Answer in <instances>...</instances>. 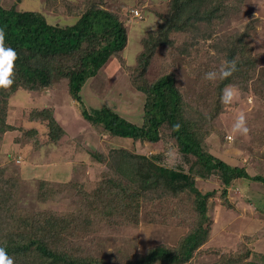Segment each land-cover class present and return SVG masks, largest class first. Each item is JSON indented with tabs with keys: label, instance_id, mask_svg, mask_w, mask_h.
<instances>
[{
	"label": "rangeland",
	"instance_id": "374dc122",
	"mask_svg": "<svg viewBox=\"0 0 264 264\" xmlns=\"http://www.w3.org/2000/svg\"><path fill=\"white\" fill-rule=\"evenodd\" d=\"M213 1L223 6L216 22L198 24L192 33L171 35L175 48L159 47L146 67L140 63V56L146 52L144 41L162 24L170 0H0L5 9L37 12L49 24L63 27L75 24L89 3H97L98 7L119 16L127 31L124 50L111 57L97 76L83 86L80 93L83 104L69 93L65 79L57 80L45 91H19L10 100L9 120L17 131L3 136L0 169L5 171L6 179L16 178L19 183L15 209L23 219L32 220L37 214L65 218L87 212L90 195L101 186L109 187L113 180L109 161L117 149L139 156H162L160 164L188 169L172 139L149 144L114 137L101 127H92L82 112L107 108L142 126L146 96L134 83H151L174 72L184 100L191 107L197 105L192 102H199L196 108L207 118L218 109L207 103L213 98L220 103L221 92L216 94L214 81L205 80L203 74L219 69L226 61L223 51L229 42L235 44L239 38L244 39L245 59L250 62L252 72L246 80L230 86L236 89L235 98L231 104L221 103L223 110L215 120V131L202 148L207 155L245 168L250 176L264 175V137L261 136L264 135V0ZM166 54L170 58L165 67ZM52 108L65 129V135L55 145L49 142L46 123L29 121L34 111ZM241 113L248 128L246 135L232 132V124ZM29 129L38 130L37 145L24 136ZM16 139L20 146L10 149ZM236 181L228 187L230 203L237 208L235 212L221 205L224 186L218 176L197 181L196 186L203 194L215 193L208 202L212 219L210 239L185 264H227L232 257L235 259L231 264H240L238 259L248 249L254 254L251 259L264 264V186L248 178ZM247 202H252L254 209L246 206ZM188 206L191 204L181 205L161 197L155 202H141L138 216L133 217L138 223L122 222L112 215L97 220L91 227L82 226L77 236L69 232L81 223L66 226L59 240L50 243L58 252L64 248L76 255L82 252L112 264H124L157 246L177 247L192 228L193 211ZM254 221L260 223L256 227H263L253 228ZM6 233L7 229L1 231V236ZM12 258L13 264H36V260L28 263L26 257L20 262Z\"/></svg>",
	"mask_w": 264,
	"mask_h": 264
},
{
	"label": "trees",
	"instance_id": "16d2710c",
	"mask_svg": "<svg viewBox=\"0 0 264 264\" xmlns=\"http://www.w3.org/2000/svg\"><path fill=\"white\" fill-rule=\"evenodd\" d=\"M222 8V3L213 0H170L162 24L159 23L144 41L146 52L140 56V63L147 67L159 47L175 48L176 42L170 40L171 35L192 33L198 24L211 25L216 22ZM85 9L75 24L63 27L49 24L40 13L5 9L0 4L3 45L16 51L13 83L8 88H0V144L6 133L17 131L9 120L10 100L16 93L45 91L53 87L57 80L65 79L68 80L69 93L83 104L80 96L83 86L90 78L97 76L111 57L124 50L127 31L119 16L98 7L97 3H89ZM223 52L226 60H236L237 71L223 81L219 78L214 80L213 91L216 94L246 80L252 72L250 62L245 59L244 39L239 38L235 44L229 42ZM167 55L164 57L165 67L169 65L170 57ZM174 63L173 66H176V61ZM134 85L146 96L143 106L145 122L142 126L107 108L83 110L84 120L94 128L101 127L111 136L134 142L158 144L163 139H172L178 156H181L188 169L182 165L178 169L164 166L160 164L162 156H139L126 149H117L112 152L109 161L113 180L109 187L101 186L98 192L90 195L87 212L65 218L37 214L32 220L23 219L20 212H16L15 191L19 183L16 178L6 179L5 171L0 169V246L11 257L19 262L26 257L28 263L36 260V264H112L82 252L77 256L64 248L58 252L50 241L59 240L66 226L81 223L69 232L77 236L82 226L91 227L97 220L103 221L112 215L122 219V222L138 223L133 217L138 216L140 203L155 202L161 197L171 202L178 201L181 205L191 204L188 206L193 211L191 231L175 248L157 246L144 255L126 260L124 264H185L210 239L212 219L208 202L215 193L203 194L196 186L197 181H208L212 176H218L224 186L221 205L233 212L237 208L234 203H230L228 196V187L232 182L248 178L250 182L264 186V175L250 176L245 168L232 166L213 154L204 153L203 144L215 131V120L223 110L220 101L218 103L213 98L210 104L207 103L218 109L206 118L196 108L199 102H192L197 105L191 107L184 100L174 72L151 83L138 82ZM29 121L46 123L51 144H57L65 135V129L56 118L53 108L34 111ZM18 131L22 132L21 129ZM38 134L35 129L24 132V136L36 145ZM15 141L17 144L19 140ZM182 217L185 219L184 215ZM6 229L7 233L1 236V231ZM249 250L243 258L238 259L240 264H260L251 259L254 254ZM234 259L232 257L227 264H231Z\"/></svg>",
	"mask_w": 264,
	"mask_h": 264
},
{
	"label": "clouds",
	"instance_id": "9594fccd",
	"mask_svg": "<svg viewBox=\"0 0 264 264\" xmlns=\"http://www.w3.org/2000/svg\"><path fill=\"white\" fill-rule=\"evenodd\" d=\"M3 30H0V88H8L13 83V68L16 60V51L11 47L3 45ZM237 71V62L235 59L226 60L217 70L207 71L203 78L207 81H214L217 78L224 79ZM236 89L226 87L221 90L219 100L222 104H231L235 98ZM176 127H179L177 125ZM232 132L241 135L248 133L244 115H237L235 122L232 124ZM0 264H13V258L0 246Z\"/></svg>",
	"mask_w": 264,
	"mask_h": 264
},
{
	"label": "crops",
	"instance_id": "0c3cea01",
	"mask_svg": "<svg viewBox=\"0 0 264 264\" xmlns=\"http://www.w3.org/2000/svg\"><path fill=\"white\" fill-rule=\"evenodd\" d=\"M14 141H15V140H13L10 149H13V148L16 149V146H20V145H17L16 143H14ZM236 182H237V181H236ZM248 205H249L251 208L254 209V205H253V203H251V205H250V203H249V204L246 203V206H248ZM252 206H253V207H252ZM256 212H257V211H256ZM256 212H255V210H254V214H255ZM255 217H256V214H255ZM252 224H253V226H254L253 228H255V229H256V228L258 229L259 227H263V226H261V225H259V226L256 227L255 225H256V224H260V223H257V222H255V221H254V223L252 222ZM247 230L250 231V225L248 226V229H247ZM254 233H256V231H254ZM247 234H251V235H252V233H247Z\"/></svg>",
	"mask_w": 264,
	"mask_h": 264
}]
</instances>
